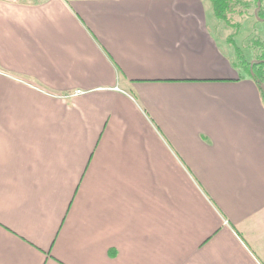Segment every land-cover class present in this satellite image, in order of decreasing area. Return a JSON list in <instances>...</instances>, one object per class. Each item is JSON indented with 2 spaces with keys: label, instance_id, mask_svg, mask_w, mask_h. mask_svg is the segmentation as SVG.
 I'll return each instance as SVG.
<instances>
[{
  "label": "crops",
  "instance_id": "crops-1",
  "mask_svg": "<svg viewBox=\"0 0 264 264\" xmlns=\"http://www.w3.org/2000/svg\"><path fill=\"white\" fill-rule=\"evenodd\" d=\"M227 26L0 0V264H264V101Z\"/></svg>",
  "mask_w": 264,
  "mask_h": 264
},
{
  "label": "rangeland",
  "instance_id": "rangeland-1",
  "mask_svg": "<svg viewBox=\"0 0 264 264\" xmlns=\"http://www.w3.org/2000/svg\"><path fill=\"white\" fill-rule=\"evenodd\" d=\"M229 1L230 6L225 13L229 18V23L234 26H227L226 29L228 34H234V45L240 48L238 51L239 60L251 61L253 59L252 61L261 63L264 60V48L262 46V41L264 42V20L260 18L264 19V7L260 11V15L256 16L253 12L255 10L251 9L252 0ZM258 73L264 80V65L258 68Z\"/></svg>",
  "mask_w": 264,
  "mask_h": 264
},
{
  "label": "trees",
  "instance_id": "trees-1",
  "mask_svg": "<svg viewBox=\"0 0 264 264\" xmlns=\"http://www.w3.org/2000/svg\"><path fill=\"white\" fill-rule=\"evenodd\" d=\"M253 1V4H252V7L251 9L255 10V8L257 7L258 5V1L259 0H252ZM213 2V5H214V8H215V11L217 13V16L223 20L225 23H229V18L226 16V10L229 9V6H230V1L229 0H212ZM261 7L260 9L258 10V16L260 15V11L262 10V8L264 7L263 5V2L264 0L261 1ZM254 12V11H253ZM254 15V14H253ZM262 46L264 48V42L262 41ZM243 62H246L245 60ZM246 65H248L247 67L249 68V71L251 73V66H250V62H248ZM262 65H264V62H255L254 65H253V72L254 74H251L252 76V79L255 81V83L258 85L259 87V90L261 92V95H262V98H263V101H264V90L263 88L261 87V82L264 83V80L261 78V76L259 75L258 73V68L262 67ZM262 69V68H261Z\"/></svg>",
  "mask_w": 264,
  "mask_h": 264
},
{
  "label": "water",
  "instance_id": "water-1",
  "mask_svg": "<svg viewBox=\"0 0 264 264\" xmlns=\"http://www.w3.org/2000/svg\"><path fill=\"white\" fill-rule=\"evenodd\" d=\"M261 1H262V0H259V1H258V5H257V7L255 8L254 13H255L256 16H258V10L260 9V7H261V3H262ZM260 19H261V20H264V19H262V18H260ZM261 62H264V60H262ZM251 73L254 74V72H253V68H251ZM260 84H261V87H262L263 90H264V83L261 82Z\"/></svg>",
  "mask_w": 264,
  "mask_h": 264
},
{
  "label": "built area",
  "instance_id": "built-area-1",
  "mask_svg": "<svg viewBox=\"0 0 264 264\" xmlns=\"http://www.w3.org/2000/svg\"><path fill=\"white\" fill-rule=\"evenodd\" d=\"M77 93H82V91L81 90H78Z\"/></svg>",
  "mask_w": 264,
  "mask_h": 264
}]
</instances>
